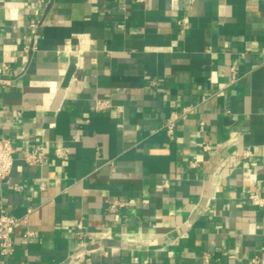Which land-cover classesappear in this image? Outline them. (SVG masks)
I'll list each match as a JSON object with an SVG mask.
<instances>
[{"label":"crops","instance_id":"1","mask_svg":"<svg viewBox=\"0 0 264 264\" xmlns=\"http://www.w3.org/2000/svg\"><path fill=\"white\" fill-rule=\"evenodd\" d=\"M3 138L0 264H264V0H0Z\"/></svg>","mask_w":264,"mask_h":264},{"label":"built area","instance_id":"2","mask_svg":"<svg viewBox=\"0 0 264 264\" xmlns=\"http://www.w3.org/2000/svg\"><path fill=\"white\" fill-rule=\"evenodd\" d=\"M114 1H125V0H114ZM137 2H142L143 0H135ZM238 66L234 65L231 68V84H235L239 81L238 77ZM111 108V104L107 100H97L94 106V111L97 113H103L106 110ZM191 112V109L186 110V113ZM20 114V113H19ZM179 116L174 113L169 116L166 120L164 130L170 139H175L176 129H177V121ZM202 127L204 123L200 124ZM203 152L209 153L212 148L210 144H204L202 146ZM15 148L12 142L9 139H0V180H6L12 173V169L15 162ZM246 156L251 155L250 151L245 152ZM44 156V149L39 146L27 158V163L29 165H38L42 162ZM200 163L197 160H193L189 163V168L197 169ZM248 200L251 204L264 208V197H261L258 193H251L248 197ZM119 205H122L120 203ZM21 220L16 216L10 214L4 209H1L0 213V253L5 256L13 252V239L12 236L14 232L20 227ZM79 234H82L81 232ZM34 236L33 232H27L25 234L26 238H32ZM254 263H257V260H254Z\"/></svg>","mask_w":264,"mask_h":264}]
</instances>
